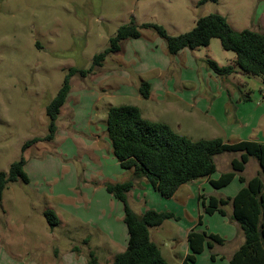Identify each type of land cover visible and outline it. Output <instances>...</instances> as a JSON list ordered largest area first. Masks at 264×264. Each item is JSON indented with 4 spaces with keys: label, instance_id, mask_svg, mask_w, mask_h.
I'll return each instance as SVG.
<instances>
[{
    "label": "rangeland",
    "instance_id": "obj_1",
    "mask_svg": "<svg viewBox=\"0 0 264 264\" xmlns=\"http://www.w3.org/2000/svg\"><path fill=\"white\" fill-rule=\"evenodd\" d=\"M201 1L0 0V172L7 173L9 166L23 157L29 180L26 185L9 184L3 192L0 264L23 262L15 257L22 250L16 238L19 235L27 243L33 240L47 245L58 235L59 251L65 249L68 242L60 227L53 232L47 229L43 217L47 207L56 211L63 207L65 210L61 213L66 219L70 211L89 224L93 220L92 225L100 226L108 235L111 233L124 248L127 232L122 205L106 193L103 182L124 183L132 179V174L122 170L112 154L106 134L107 111L111 106L134 105L145 117H155L156 105L139 97L132 83L134 74L146 79L154 65L169 60L161 38L151 29H140V38L123 41L122 51L107 56L102 67L85 78L74 75L56 121L54 140L36 143L24 153L21 147L27 141L46 136L45 109L60 89L67 70L89 69L93 57L108 47L109 39L131 18L138 27L157 24L172 36L190 31L199 18L211 14L224 17L234 31H254L253 22L262 11L260 5L264 4V0ZM192 54L197 58L198 76L201 70L206 71L207 59L225 65L227 56L234 55L223 51L218 39H212L208 47L197 48ZM243 81L244 84L233 86L239 97L249 94L260 99L264 81L255 76L245 77ZM217 99L214 97V101ZM216 105L220 107V102ZM156 117L149 119L165 120L175 133L192 141L217 137L199 125L190 127L188 119L180 118L175 109ZM232 155L235 154L214 157L219 171L224 169L222 162H228ZM252 173L249 167L247 175ZM140 181L127 194L128 205L134 213L141 215L154 210L172 212L179 217L178 221L168 220L150 230L151 240L169 264H182L188 254L186 233L194 227L196 231L218 235L224 243L204 249L194 263L187 264H227L219 258L233 251L239 240L238 225L230 218V207H225L224 217L208 216L201 203L190 200L184 206L179 203L181 195L164 199L149 184ZM102 209L109 223L103 217L99 221ZM199 216L201 225H197ZM90 228H84L79 235L90 236L94 242L98 231ZM115 249L123 251L120 247ZM49 254H52L50 249ZM213 254L218 257L215 261L210 259Z\"/></svg>",
    "mask_w": 264,
    "mask_h": 264
},
{
    "label": "trees",
    "instance_id": "obj_2",
    "mask_svg": "<svg viewBox=\"0 0 264 264\" xmlns=\"http://www.w3.org/2000/svg\"><path fill=\"white\" fill-rule=\"evenodd\" d=\"M204 2L206 0L201 1ZM140 29H151L161 38L165 42L169 57L183 50L193 51L208 47L212 39H218L222 50L232 52L235 60L233 64L219 66L215 61L207 59L206 66L216 77L227 78L240 72L264 81V33L247 29L234 31L226 19L218 14L199 18L193 29L176 36L168 34L157 24H143L138 27L131 18L128 24L120 26L109 39L108 47L93 57L89 69L67 70L60 89L45 109L48 119L46 136L25 142L21 147L22 153L36 143H49L54 140L56 121L70 93L71 78L74 75L85 78L102 67L107 56L120 52L123 41L140 38ZM138 93L143 99H148L150 85L141 82ZM248 99L249 94L241 98L244 101ZM106 134L120 168L132 171V179L127 182L104 184L105 191L122 205L123 223L128 235L125 250L114 257L113 264H169L151 240L150 230L160 227L168 220L178 221L179 217L172 212L154 210H147L141 215L134 213L128 205L127 194L137 181L144 179L160 197L171 199L182 185L200 179H208L209 185L216 190L228 186L237 174L244 171L249 158L256 160L261 174H264V143H227L221 138L192 141L175 133L164 123L143 119L139 108L133 105L113 106L108 109ZM224 153H240V157L231 161V171L211 180L210 177L216 171L214 157ZM25 164V159L21 157L9 166L7 173L0 172V202L9 184H28ZM239 182L243 187L232 198L200 195L198 200L208 216L218 214L224 217L225 207H232L230 218L241 230L244 242L233 253L229 264H264V178L257 175L246 180L239 176ZM44 217L51 229L57 226L58 220L54 212L46 210ZM197 223L201 225V216ZM223 243L224 240L218 235L191 229L187 234L188 254L183 264L194 263L204 249H212L215 244ZM210 259L215 261V255H211ZM88 264H97L92 253L89 254Z\"/></svg>",
    "mask_w": 264,
    "mask_h": 264
},
{
    "label": "crops",
    "instance_id": "obj_3",
    "mask_svg": "<svg viewBox=\"0 0 264 264\" xmlns=\"http://www.w3.org/2000/svg\"><path fill=\"white\" fill-rule=\"evenodd\" d=\"M260 7L262 11L257 15L256 20L253 22V26L254 31L264 33V4H261ZM121 51L122 50H120V52ZM193 51L183 50L177 55L168 58L169 60H164L158 65H154L151 75L148 78L146 77V79H143V77L138 74H134V82L132 84L135 90L138 91L141 82H147L150 85L149 98L143 99L140 95L139 97L145 101H152L156 105L155 111H153L155 117H145L139 108L142 118L150 122L161 121L170 127V123H167L165 120L158 121L159 119L149 118H157L156 114H164L165 111L175 109V112L180 114V118L188 119V125L190 127L197 125L202 129L204 127L208 129L211 134L216 135V138H221L227 143H237L240 141L264 143V96L261 95L260 99L249 96V99L244 101L241 100L242 95L239 97V95L233 90V86L237 87L240 84H244L245 82L243 80L245 77L250 76L237 72L227 78L219 79L215 75L214 77L211 73L212 71L207 68L206 71L201 70L200 76H198L199 69L197 67V58L192 54ZM227 57V63L219 66L233 64L235 55ZM214 97H218V99L214 101ZM217 102H220V107L216 105ZM161 104H165L167 109H163L165 105ZM227 112H229V114H227ZM197 113L200 114L197 115ZM198 119H201L202 121L198 122ZM101 122L104 123V120H101ZM231 154L235 155H232L228 162H222L224 164V169L219 171L218 166L215 163V174L217 177H214L213 175L210 177L211 180H216V178L222 173L231 171V161L233 159H238L240 153ZM249 167L253 169V173L247 175ZM130 172L132 174V171ZM257 175L264 178V174H261L260 167L256 160L249 158L244 171L237 174L228 186L216 190L209 185L208 179H200L182 185L173 197L181 195L179 203L184 206L190 200H195L197 203H200L198 200L200 195L232 198L243 187V184L236 182V180L239 181V176L244 177L246 180H250ZM140 182L144 184L147 183L144 179H141ZM235 182L238 184H235ZM105 183L106 182H103V186ZM139 184L135 183V185ZM213 191H215V194ZM227 207H230V213L232 214V207L230 205ZM46 210L54 212L58 220L57 226L52 229L47 226V229L53 232L55 228L60 227L59 229L63 231L64 238L67 239L66 241L68 243L66 244L65 249L60 252V248L58 247V235H56L54 240L51 239V243L48 245L43 241L33 242V240L31 243H27L25 239L21 240L19 235L16 238L18 246L22 250L17 251L15 257H19L23 260V262L20 261V264H88L90 253L94 255L97 264H113L114 257L117 254L122 253L126 248L128 235L126 236V244L122 249L118 242L113 239L111 233L108 235V233L100 226L92 225L93 220H91L89 224L88 222L82 221L77 215H73L70 211L68 212L66 219L61 213V211L65 210L63 207H59L58 211L47 207V209L43 211V217ZM101 211L103 215L101 218L99 217V221L104 220L103 218H105L109 223L110 219L106 218L104 213L105 210L102 209ZM44 220L46 221L45 217ZM90 226L91 230L98 231V235L93 237L94 242L90 236L82 235L81 237V235H79L80 231L84 230L86 227L89 228ZM192 229L196 230V227ZM99 231H103L102 234ZM189 231L190 230L187 231L185 238L187 252V234ZM103 235H105L106 238ZM237 239H239L237 247L230 253H227V255L219 258L224 260L227 264H229V260L233 253L244 242L241 230L237 232ZM118 247L123 251H116L115 248ZM49 249L52 254L48 255ZM217 258L218 257H215V260H217Z\"/></svg>",
    "mask_w": 264,
    "mask_h": 264
},
{
    "label": "built area",
    "instance_id": "obj_4",
    "mask_svg": "<svg viewBox=\"0 0 264 264\" xmlns=\"http://www.w3.org/2000/svg\"><path fill=\"white\" fill-rule=\"evenodd\" d=\"M261 94H262V96H264V89L261 90Z\"/></svg>",
    "mask_w": 264,
    "mask_h": 264
}]
</instances>
